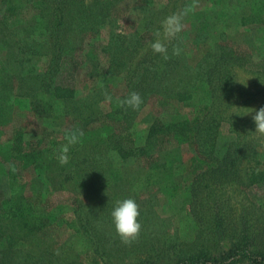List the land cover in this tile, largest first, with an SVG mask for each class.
<instances>
[{
	"label": "rangeland",
	"instance_id": "rangeland-1",
	"mask_svg": "<svg viewBox=\"0 0 264 264\" xmlns=\"http://www.w3.org/2000/svg\"><path fill=\"white\" fill-rule=\"evenodd\" d=\"M22 1L27 17L8 27L0 0V58L16 51L0 76L2 147L19 127L33 148L46 131L50 145L68 130L85 132L133 91L143 103L125 106L133 112L124 125L139 147L156 119H203L196 139L177 151L122 159L98 130L84 134L67 164L40 152L16 178L0 150V264H177L200 247L220 257L239 243L264 256V179L249 182L264 171V136L254 133V113L245 115L264 107V25L252 22L249 0ZM173 15L182 29L167 36ZM157 39L167 58L151 49ZM56 55L84 59L73 98H55L48 85ZM221 146L235 163L212 160ZM251 150L263 155L247 156ZM194 155L212 161L195 176L187 173ZM157 162L167 166L153 168ZM125 198L140 206L131 245L111 217Z\"/></svg>",
	"mask_w": 264,
	"mask_h": 264
},
{
	"label": "trees",
	"instance_id": "trees-1",
	"mask_svg": "<svg viewBox=\"0 0 264 264\" xmlns=\"http://www.w3.org/2000/svg\"><path fill=\"white\" fill-rule=\"evenodd\" d=\"M2 2L4 10L3 22L6 26L10 27L8 23H12L13 25L20 24L27 17L26 8L28 4L24 3L22 0H2ZM249 6L250 17L254 20L252 22L264 25V0H249ZM0 41H4V38L0 37ZM11 48L8 49V53H4V57L1 56L0 58V76L4 74L3 70L6 68L7 61L4 63L5 60L9 59L13 52H16L14 51V47ZM54 61L57 65L52 63L51 58L50 66H52L49 68V70L52 68L53 71H55L54 79L51 80L52 75L49 76L46 74L51 80L48 85L50 86L53 96L62 99L73 98L76 95V78L84 59L81 58L77 60L75 57L70 56H62L61 58L60 55H56ZM111 103L112 100L110 101V104ZM115 103H119V101ZM128 111L133 112L132 109H128L125 106L121 107L120 104H118V107L113 106L111 109L101 111V113L88 124L84 134L93 133L98 130L101 131L110 148L116 151L122 159L137 155L150 156L152 153L156 152L177 151L181 144L190 143L195 140L197 132L196 125L200 124L203 119V113L197 114L194 119L173 120L171 122H164L160 119H156L148 133L144 145L139 147L136 143L134 132L124 125L125 118H129L128 115L130 113ZM14 132L13 139L8 145L2 147L0 142L1 152H6V155L1 153L4 170L6 174L12 178H16L20 175L21 172L19 168L21 166L25 167L29 157L36 158L38 154L42 152L50 158H57L61 145L66 143L65 138H63L55 140L53 144L50 145L53 133L46 131L43 136L35 142L37 143L36 148L32 146L28 147V143H25L23 139V130L19 127L16 128ZM84 142L83 136L80 143L70 146V151L68 153L69 158L84 144ZM244 153L246 154L247 151H244ZM247 154V156L251 154L263 155V153L256 150H251ZM33 155L36 156L34 157ZM213 156L212 160L218 161V166L227 162L235 163L237 161L231 152L224 146L217 148L213 152ZM211 162L212 161L206 157L194 155L187 173L194 174L195 176L201 170L203 171L208 168L207 166L211 165ZM13 165L15 166V171L12 170L11 166ZM166 166L167 162L162 164L157 162L153 164V168H162ZM182 178L183 176L181 179ZM263 179L264 171H260L253 173L249 182L255 185L259 184ZM4 235L5 229L0 215V239L3 238ZM237 245L230 251H226L222 255H219L220 257L213 256L207 248L200 247L193 255L191 253L189 256L181 259L177 264H238L244 260L248 261L250 264H264V256H260L258 253L251 251L248 244L239 243ZM95 258V260L98 258L99 262H102V257L97 256Z\"/></svg>",
	"mask_w": 264,
	"mask_h": 264
},
{
	"label": "clouds",
	"instance_id": "clouds-1",
	"mask_svg": "<svg viewBox=\"0 0 264 264\" xmlns=\"http://www.w3.org/2000/svg\"><path fill=\"white\" fill-rule=\"evenodd\" d=\"M165 33L167 36H173L180 32L182 24L180 23V17L173 15L165 20ZM159 36V33H157ZM151 49L159 54H164L167 58V47L160 40L157 39L150 44ZM179 49H174V54L179 55ZM106 100H111V96L106 94ZM143 103V99L138 92H130L128 96L119 101L121 107L127 106L133 110H138ZM249 111L245 115L253 114L252 119L256 125L254 133L259 136H264V107L256 109L247 108ZM84 132L81 129H71L66 132V143L61 145L57 159L61 165L69 162L70 146L76 145L82 141ZM15 171V166H11ZM140 206L134 198H125L123 200L116 201L115 207L111 211L112 223L114 225L116 234L119 236L121 242L125 245H131L139 237L141 231V223L139 222Z\"/></svg>",
	"mask_w": 264,
	"mask_h": 264
}]
</instances>
